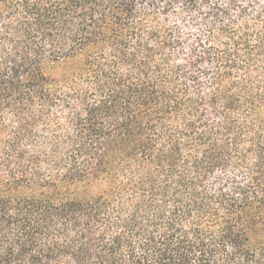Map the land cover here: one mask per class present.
I'll use <instances>...</instances> for the list:
<instances>
[{
    "label": "trees",
    "instance_id": "obj_1",
    "mask_svg": "<svg viewBox=\"0 0 264 264\" xmlns=\"http://www.w3.org/2000/svg\"><path fill=\"white\" fill-rule=\"evenodd\" d=\"M0 264H264V0H0Z\"/></svg>",
    "mask_w": 264,
    "mask_h": 264
}]
</instances>
